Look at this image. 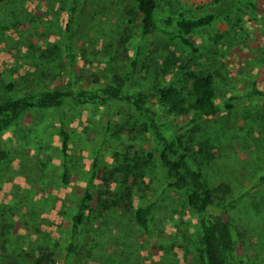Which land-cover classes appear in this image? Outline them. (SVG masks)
Segmentation results:
<instances>
[{
	"label": "rangeland",
	"instance_id": "374dc122",
	"mask_svg": "<svg viewBox=\"0 0 264 264\" xmlns=\"http://www.w3.org/2000/svg\"><path fill=\"white\" fill-rule=\"evenodd\" d=\"M216 1L156 0L158 23L213 18L190 34L195 52L156 34L136 57L135 0H79L69 70L60 43L70 0H8L0 7V104L30 90L115 82L156 104L157 87L183 88L186 72L211 73L216 103L231 107L181 133L239 259L264 264V98L251 93L264 91V0ZM154 108L182 126L185 119ZM139 122L131 107L111 103L31 110L0 132L8 155L0 161V264H35L41 253L53 264H205L197 219L146 156L152 145ZM96 157L93 198L67 259L71 217ZM150 202L156 211L146 233L134 211Z\"/></svg>",
	"mask_w": 264,
	"mask_h": 264
},
{
	"label": "trees",
	"instance_id": "16d2710c",
	"mask_svg": "<svg viewBox=\"0 0 264 264\" xmlns=\"http://www.w3.org/2000/svg\"><path fill=\"white\" fill-rule=\"evenodd\" d=\"M8 0H0V7ZM217 1L212 2L215 4ZM79 0H70L66 11L62 35L61 50L69 70L77 61L75 15ZM138 13V43L136 57L140 55L143 45L154 35L165 36L195 52V44L190 34L207 26L212 15L197 19H187L179 15L159 22L156 20V0H135ZM173 27V29H172ZM137 58L132 62L136 66ZM187 86L179 88L174 83L157 87L156 104L144 91L125 87L122 83L97 84L93 87L62 90H30L20 97L7 99L0 104V132L17 122L31 110H65L75 106H106L121 103L131 107L140 117L139 130L149 137L151 149L146 156L156 159L163 173L166 186L180 192L190 211L197 219V228L202 246L205 264H244L236 253L230 226L216 205L212 191L202 178L201 173L188 158V148L181 133L184 127L217 116L222 109H229L226 102L219 106L215 101L214 78L209 72L185 73ZM12 86H9V89ZM251 93L264 98V91L252 88ZM160 105L173 117L185 119L182 126L161 119L154 108ZM64 140L67 139L64 134ZM65 145V142H64ZM7 153L0 149V161L6 160ZM97 157L94 159L91 175L86 189L75 206L71 217L69 239L66 245V258L73 256L77 250L80 227L93 198V185L97 174ZM264 183V175L260 177ZM156 211V203L150 202L137 207L134 219L138 227L148 233ZM35 264H53L51 255L41 253Z\"/></svg>",
	"mask_w": 264,
	"mask_h": 264
},
{
	"label": "built area",
	"instance_id": "2783aa9c",
	"mask_svg": "<svg viewBox=\"0 0 264 264\" xmlns=\"http://www.w3.org/2000/svg\"><path fill=\"white\" fill-rule=\"evenodd\" d=\"M216 0H190L191 3H193L194 5H204V4H207V3H211V2H214Z\"/></svg>",
	"mask_w": 264,
	"mask_h": 264
}]
</instances>
